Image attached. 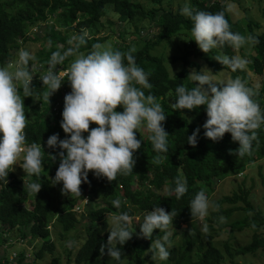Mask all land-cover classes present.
I'll list each match as a JSON object with an SVG mask.
<instances>
[{
	"label": "trees",
	"instance_id": "trees-1",
	"mask_svg": "<svg viewBox=\"0 0 264 264\" xmlns=\"http://www.w3.org/2000/svg\"><path fill=\"white\" fill-rule=\"evenodd\" d=\"M151 6H147L139 0H0V67L9 65L17 57L18 51L30 41L41 43L37 51V57L31 61L35 65L33 70L32 87L33 95L24 97L22 87L20 95L25 106V114L28 123L25 128L26 143L36 142L42 144L43 168L40 178L31 177L33 181L41 183V191L35 194L29 193L23 188V179L27 180L24 171L9 172L7 181L0 180V244L6 242V246H0V264H36L41 260L45 252L51 254L50 264H161L159 259L152 260L148 252L152 243L151 239L138 238L140 231L138 226L131 223L130 228L134 232L133 238L123 246H119L122 257L119 262L114 261L107 255L101 257L99 249L101 244H106L109 235L108 214L127 211L135 220L137 211H151L153 207H163L166 211L172 210L177 214L169 231L173 232L171 237L172 247L170 264H223L225 255L223 250L215 243L219 235V229L225 224L219 222L222 214L230 215L234 210H250L252 215H244L242 218L229 222L228 230L234 228L243 229L251 226L254 222L251 240L243 245L231 249L225 242V251L232 256L234 253L254 252L259 247H264V196L263 208L256 207L250 200L253 195L244 186H238V190L223 194L221 197L212 200L219 209L210 210L207 216L209 231L202 234L200 227L192 219L189 203L194 195L201 189L206 194L216 189L219 179L222 176L236 175L242 173L247 165L264 157V125L257 130L258 142H253L251 155L238 158L235 150L238 149V142H233L230 133L213 142L204 136L202 125L207 116L205 106L194 110H178L173 107L177 99L175 89L179 85L188 88L194 86L187 78L189 71L195 68L201 69V63L196 58L203 55L195 41L184 39L183 48L170 55V59L164 56V46L173 35H189L192 22L189 18L181 15V8L176 10L164 6L167 0H144ZM233 0H188L195 9L212 13L225 12L231 31L239 32L242 35L251 34L258 38L259 43L252 46V54H241L248 60L244 70L231 71L227 67L213 60L209 55L203 57L213 66V72L218 76L217 82L225 73H229L230 79L237 76L246 82L248 87L258 91L254 99L260 104L264 112V2L258 0L262 5L261 17H254L251 12V5L242 0H235L237 8L242 9V14L237 8L230 6ZM108 6V7H107ZM230 6V7H229ZM107 8V9H106ZM114 10L117 15L115 19L108 18L109 11ZM106 16L109 24L121 21V25L134 23L136 17L146 18L153 21L151 26L154 29H147L142 33L135 23L132 32L123 27L119 32L122 42L117 47L122 52L134 48L133 53L136 64L149 74L151 89H143L145 95L152 94L157 102L162 105L166 121L163 122L165 131L169 134L167 153H157L153 150L148 140L149 133L146 128L137 129V139H141V148L136 150L134 158L136 164L133 173L128 176L117 175L115 181L109 182L106 178H97L92 172L88 174V183L81 184V196L74 194L63 195L62 183L52 184L59 166V158L55 162L49 160L47 154L53 150L48 149L46 141L52 134H59L64 139L65 134L60 127L64 98L62 100L50 97V104L43 100V93L47 90L42 87L39 75L47 71V61L51 52L58 50L59 46L64 49L68 46L67 41L71 34H80L82 29L87 30V45L82 46L80 51H90L92 44L99 43L106 36L99 34L100 28L105 22L101 17ZM35 26H42L41 33L33 31ZM133 33L128 41L124 35ZM51 41L49 45L48 41ZM130 41L135 43L130 45ZM26 47V46H25ZM157 50V51H155ZM211 54H222L233 56L235 50L225 45L223 48H214L209 51ZM69 57L63 65L57 66V71L68 68ZM179 61L181 66L175 68V62ZM125 63L127 61L125 60ZM251 69L257 79L250 80ZM137 87H142L136 85ZM63 87L65 95L71 92L67 75H64ZM64 95V96H65ZM116 111L122 112L123 106H118ZM97 125L91 124L90 129ZM200 127L198 144L192 147L187 143V137ZM2 135V134H0ZM87 136L88 133H83ZM56 152L59 149L55 150ZM156 155L165 157L163 163L155 164L153 158ZM23 162V159L21 160ZM187 180V193L179 200L173 193L168 195V189L174 188V178L181 173ZM25 176V177H24ZM264 182V175H262ZM244 184V180H243ZM121 199L120 209H116L111 201ZM87 199V200H86ZM242 201V202H240ZM229 204L223 207L222 204ZM131 220V221H132ZM83 221L84 236L80 245L74 250L75 243L68 247L64 261H61L59 254H54L55 241L51 235V223H57L60 230L57 238H62L68 231L75 228ZM214 222L217 224L214 225ZM182 223L191 225L192 229H183ZM19 229L20 235L12 238L10 231ZM191 230V231H190ZM185 231L181 242L176 241L177 235ZM3 233H6L3 235ZM163 233L154 230L152 239H157ZM36 239L33 258L26 255V249L22 243L26 240ZM74 250V252H73ZM11 251H15L16 257L11 259ZM196 253L192 257L191 252ZM112 259V260H111Z\"/></svg>",
	"mask_w": 264,
	"mask_h": 264
},
{
	"label": "clouds",
	"instance_id": "clouds-1",
	"mask_svg": "<svg viewBox=\"0 0 264 264\" xmlns=\"http://www.w3.org/2000/svg\"><path fill=\"white\" fill-rule=\"evenodd\" d=\"M230 7V6H229ZM181 15L192 22L190 29L192 40L205 54L214 48H223L225 45L239 50L246 45L254 46L259 43L257 37L231 31V26L225 17L224 11L216 13L198 10L185 3L181 8ZM37 27V26H35ZM88 33L82 29L80 34L73 35L68 41L66 49L59 46L51 52L47 63V71L39 75L42 87H46L43 100L50 104V97L60 89L67 75L71 92L64 97V108L60 127L66 135L64 139L59 134H52L47 138L48 149L53 151L47 154L49 160L55 162L59 158V166L52 184L62 183L63 195L74 194L81 196V184L88 183V174L92 172L97 178L104 177L109 182L115 181L117 175L128 176L133 173L136 159L134 153L141 148V139H137V129L144 126L149 133L148 140L157 153H167L169 134L163 127L166 121L162 105L152 94L145 95L143 89H151L149 74L135 62L132 48L127 52L114 49L110 45L94 43L90 51L81 52L82 46L87 45ZM51 45V41H48ZM18 59L14 64L0 67V180H6L9 172L14 171L17 160L23 156V169L27 180L23 179V188L31 194L37 195L41 191V183L37 180L43 168L42 144L26 143L25 128L28 118L25 106L20 95L22 87L24 97L33 95L32 80L34 64L30 61L35 57L25 49L18 51ZM68 68L57 71L58 65H63L69 58ZM231 71L244 70L248 60L240 55L217 54L213 57ZM125 60L127 63H125ZM65 69L66 72H65ZM194 84L188 88L179 85L175 89L176 97L173 107L178 110H194L205 106L207 119L202 125L204 136L217 142L230 133L233 142H238L235 150L238 158L251 155L253 142H258L257 130L264 125V112L260 104L254 99L258 91L248 87L240 77L228 79L220 83L215 74L207 67L199 71L192 68L187 76ZM140 85L142 87H137ZM123 106V111H116ZM97 125L90 131V125ZM88 133L85 137L82 134ZM200 127H197L187 143L192 147L198 144ZM59 149L58 152L55 150ZM165 157L156 155L155 164L163 163ZM24 176V177H25ZM174 188L168 189V195L173 193L179 200L187 191V180L179 173L174 178ZM87 200V199H86ZM116 209L122 205L121 199L111 201ZM219 209V205L209 200L205 190L197 192L189 203L192 219L201 222L209 214V209ZM251 214V213H250ZM177 214L172 210L166 211L163 207H153L139 224L138 238L151 239L148 252L152 260L167 261L170 258L172 247L173 224ZM132 218L127 211L117 212L109 218L110 228L106 244H101V257L109 255L119 262L123 246L133 238L131 230ZM225 222L224 217L219 218ZM253 229L256 224H251ZM163 235L152 239L154 230ZM191 231V230H190ZM202 233L209 231L207 223L202 224ZM75 241L68 242L71 247Z\"/></svg>",
	"mask_w": 264,
	"mask_h": 264
},
{
	"label": "rangeland",
	"instance_id": "rangeland-1",
	"mask_svg": "<svg viewBox=\"0 0 264 264\" xmlns=\"http://www.w3.org/2000/svg\"><path fill=\"white\" fill-rule=\"evenodd\" d=\"M139 1H142L143 3L145 2L144 4H146L147 6H151V4H149L147 1H144V0H139ZM187 1L188 0H167L163 4H164V6H167L169 8H172L173 10H176L178 7H183L185 2H187ZM261 1L264 2V0H261ZM243 2H245L247 5H249V4L251 5L250 9H251L252 15L254 17H259L261 15V10L258 9V7L260 8L262 3L260 4L258 2V0H242V3ZM230 6L232 7V9H233V7L237 8L238 3L235 0H233L231 2ZM237 9L242 14V9H240L239 7ZM108 14H109L108 18L111 20L115 19L116 18L115 15H117L114 10L109 11ZM106 19H107L106 16L101 17L102 22H105V24L103 25L102 28H100L99 34H98L101 36H106L103 41L99 42V43H102L105 45H110V46L115 45V47H117L119 42H122V39L119 37V32L121 31V29L123 27H125L130 32H132V31H134L133 30V28H134L133 24L134 23L137 26H139L140 28H142V30H141L142 33L146 32L147 29H149V30L152 29L154 32V29L151 26L153 21L148 20L146 18L136 17L133 21L134 22L133 24L132 23H126L125 25H121V21H116V23L114 22L112 24H109L106 21ZM263 26H264V20H263ZM42 28H43L42 26H40V27L37 26L33 29V31L41 33L40 30ZM73 35L74 34H71V37ZM131 36L136 38L137 35L136 34L133 35V33H129V34L126 33L124 35V38L126 37L125 40L128 41V39ZM189 36L192 37L191 32H189V35H187V36H184L182 34L171 36L170 40L168 42H166V44L165 43L162 44V47H163V45H165L164 46V56L167 59H170V55L178 52L179 51L178 49L184 47L183 46V42H184L183 40L184 39L188 40ZM40 45H41V43L39 41H30L29 40L24 45V49L29 51V53L31 55H33L34 57H37V51L39 50ZM130 45L134 46L135 43L133 41H130ZM252 48L253 47L251 45H246L239 50L234 49L235 55H240L242 57L241 54L243 53V54H245V55L247 54L249 57H251ZM155 51H157V50H155ZM81 52H85V50H83ZM204 55H209L213 59L215 54H211L209 52L207 54L203 53L202 56L196 58V60L202 64L201 68L204 66H207L213 72V66H210L208 61L203 57ZM17 59H18V55L15 58V60H13L10 64H14ZM72 59H69V64H70V61ZM213 60H215V59H213ZM30 64H31V61H30ZM174 64H175L174 65L175 68L176 67L179 68V66H181L179 61L175 62ZM248 72L250 73V77H251L250 80H253V82H254L257 79V77L255 76V74L252 72L251 69H248ZM213 74H215V73L213 72ZM217 77L218 76L215 74V78H217ZM221 78H222L221 80L223 82H225L228 79H230V75L227 72ZM65 92L66 91H64L63 87H60V89L57 90L53 94L55 96L53 99L62 100L65 97L64 96ZM140 128H142V126ZM22 159H23V156H21V158L17 160V165H14V168L18 172H21V171L23 172V169L20 167V165H22V163H23L21 161ZM262 175H264V157L258 159L255 162V164L247 165L242 173H238L236 175L222 176L218 181L216 189L211 191V192H208L206 195L208 196L209 200L212 201L214 199L221 197L223 194L231 193L232 190H236V189L238 190V186H244V187L249 189V192L250 191L252 192L253 195L250 197V200L253 202V204L256 207L263 208L264 182L262 179ZM243 180H244V184H243ZM240 202H242V201H240ZM222 206L227 207V206H229V204L224 202L222 204ZM211 209L212 208L209 209V213H210ZM147 212H148L147 210L137 211L135 214V220L134 221L132 220L131 223L138 226V222H140V221L143 222L144 215ZM246 214L252 215V211H250V210H234L230 215H224V214L221 215L222 217L225 218V222H223V224H225V225L221 229H219L220 236L218 235L216 237L215 243L224 252L225 259H224L223 264H264V247H259L254 252L241 253V254L234 253L232 256L228 255L227 252L225 251V245H224L225 242H227L230 245L231 249L234 250L235 247L246 244L251 240V236H252V232H253V228L251 226H247L243 229L234 228L231 231H229L228 225H227L229 222H231L235 219L242 218ZM111 215L112 214H108V216H107L108 222H109V218ZM194 222H196V224L201 229L202 224L207 223L208 219L206 217L203 222L195 219ZM219 222H220V220H219ZM214 225L216 226L217 224L214 222ZM181 226L185 230L192 229L191 225H188L186 223H182ZM108 227H110V223H108ZM50 229H51L52 238L55 241L54 254H59L61 261H64V259L66 257L65 252H66L67 248L69 247L68 242L75 241V247H74V250H75L80 245V243L82 242L83 236L85 233L83 221L79 222L75 228L68 231L62 238H57L58 236L56 234L60 230V226L57 223H55V224L51 223ZM10 233H11L12 238H15L16 236L20 235V230L19 229H13L12 231H10ZM202 234L204 235V233H202ZM184 235H185V231L180 232V234L177 235V237H176V241L181 242L182 237ZM36 244H37L36 239L26 240L25 242L22 243V246L26 249L27 256L29 258H33L34 249L36 248ZM74 250H73V252H74ZM191 255H192V257H196V253L194 251L191 252ZM50 261H51V254L49 252H45L43 258L41 260H38V262L36 264H50ZM170 263L168 261H162L161 262V264H170ZM112 264H114V263H112ZM119 264H123V262H120Z\"/></svg>",
	"mask_w": 264,
	"mask_h": 264
},
{
	"label": "built area",
	"instance_id": "built-area-1",
	"mask_svg": "<svg viewBox=\"0 0 264 264\" xmlns=\"http://www.w3.org/2000/svg\"><path fill=\"white\" fill-rule=\"evenodd\" d=\"M66 70H67V69H65V72H66ZM5 234H6V233H3V235H5ZM6 245H7L6 242L0 244V246H6ZM26 255H27V252H26ZM10 257H11V259H13V258L16 257V255H15V251H11Z\"/></svg>",
	"mask_w": 264,
	"mask_h": 264
}]
</instances>
